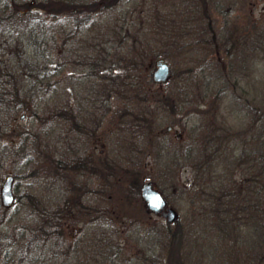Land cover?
Masks as SVG:
<instances>
[{
	"label": "rangeland",
	"instance_id": "1",
	"mask_svg": "<svg viewBox=\"0 0 264 264\" xmlns=\"http://www.w3.org/2000/svg\"><path fill=\"white\" fill-rule=\"evenodd\" d=\"M85 98L104 108L105 183L151 181L179 214L112 225L106 264H264V0H0V264L71 260L48 235L54 161Z\"/></svg>",
	"mask_w": 264,
	"mask_h": 264
},
{
	"label": "flooded vegetation",
	"instance_id": "2",
	"mask_svg": "<svg viewBox=\"0 0 264 264\" xmlns=\"http://www.w3.org/2000/svg\"><path fill=\"white\" fill-rule=\"evenodd\" d=\"M70 17L72 16L69 15L67 18L70 19ZM84 20L87 21V17ZM69 100L70 98L67 100V105ZM85 102L82 105L85 109L87 108L86 110L79 107L72 109L74 113H71L68 106L65 109L67 110L66 149L55 150V173H53L56 174L57 182L61 183L55 184L53 188V205L56 209L51 212L52 230L48 235L55 242L67 239L68 254L71 257L67 264H106L105 238L110 235L114 238L115 230L112 225L116 224L118 229L130 234L131 230L141 231L138 224L151 223L153 218L164 220L166 224H174L179 220V214L170 204L164 190L151 181L137 184L135 180L131 184L123 185L105 183V170L109 158L105 154V144L102 142L105 138V133L103 135L102 131L105 122L104 108L96 99L88 103V98H85ZM58 116H61L59 112ZM167 132H174L179 137V133L176 130L173 131L171 127ZM63 150H65L64 153ZM113 156L112 160L115 161L111 165L115 167L117 159L115 154ZM63 172H65L64 175ZM145 182H151L152 188L157 190L165 200L166 204L158 214L147 209L142 201L141 187ZM11 191L10 206L15 202L13 184ZM36 194V198H41L40 189ZM37 202L39 204L41 200ZM40 206L43 207L41 204ZM36 207L39 208V206ZM169 207L177 213V218L172 223L163 216ZM63 223H65V229ZM152 246L153 243L145 245V248L151 249V257L154 253H152ZM113 256L109 258L111 262H114ZM162 258L158 264H167L166 258L165 261L164 257Z\"/></svg>",
	"mask_w": 264,
	"mask_h": 264
},
{
	"label": "water",
	"instance_id": "3",
	"mask_svg": "<svg viewBox=\"0 0 264 264\" xmlns=\"http://www.w3.org/2000/svg\"><path fill=\"white\" fill-rule=\"evenodd\" d=\"M170 77V69L168 64L163 59H158L155 62V69L153 72V81L157 84H164ZM13 177L8 175L0 189V198L2 205L7 207L12 202V185ZM141 197L142 201L147 207V209L158 214L161 210H163L165 206V200L161 196V194L152 188L151 182L143 183L141 187ZM163 216L167 219L168 222L172 223L177 218V213L172 208H167L163 213Z\"/></svg>",
	"mask_w": 264,
	"mask_h": 264
},
{
	"label": "trees",
	"instance_id": "4",
	"mask_svg": "<svg viewBox=\"0 0 264 264\" xmlns=\"http://www.w3.org/2000/svg\"><path fill=\"white\" fill-rule=\"evenodd\" d=\"M87 7L85 8V11L84 12H79L78 14L79 15H82L83 13H84V15L86 16V17H90L93 13H95L96 12V10L95 9H93L94 8V6H93V4H91V5H89L88 3H87V5H86ZM79 10V8H75V10H73L72 12L73 13H76V11H78ZM77 14V13H76ZM77 16V15H76ZM90 20V19H89ZM179 233V232H178ZM169 235V234H168ZM175 234H172L171 235V237H169V242H170V240H172L173 242H175L176 241V238H175ZM178 244H180V243H178ZM178 244H176V247L173 249V250H171V252L170 253H168V256L172 253H174V252H176L175 250H176V248L177 249H179L178 247H177V245ZM171 254V255H172ZM167 256V257H168Z\"/></svg>",
	"mask_w": 264,
	"mask_h": 264
}]
</instances>
